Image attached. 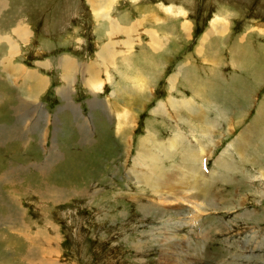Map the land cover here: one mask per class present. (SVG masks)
Instances as JSON below:
<instances>
[{
    "label": "rangeland",
    "instance_id": "rangeland-1",
    "mask_svg": "<svg viewBox=\"0 0 264 264\" xmlns=\"http://www.w3.org/2000/svg\"><path fill=\"white\" fill-rule=\"evenodd\" d=\"M97 10L86 0H0V174L12 170L14 187L0 185V264H13L10 252L15 264H264V0H115L109 22ZM222 18L227 27L210 36ZM112 21L146 31L120 47ZM9 38L13 63L44 78L43 91L9 79ZM119 47L108 69L95 67L102 88H89L86 66ZM65 58L74 64L64 73ZM148 133L164 145L179 133L183 151L207 147L198 152L207 182L215 164L228 165L206 208L196 190L141 195L131 170ZM173 152L166 172L183 167L181 148Z\"/></svg>",
    "mask_w": 264,
    "mask_h": 264
},
{
    "label": "bare ground",
    "instance_id": "bare-ground-1",
    "mask_svg": "<svg viewBox=\"0 0 264 264\" xmlns=\"http://www.w3.org/2000/svg\"><path fill=\"white\" fill-rule=\"evenodd\" d=\"M87 2L90 4V6L94 10L98 9L97 11H99V12H102V8L106 9V11L104 13H101V15L99 13L96 15V17H99V16L106 14V16L103 17V20L108 21V22L111 21L112 18H110V14H108V10L111 7H113L115 0H87ZM164 10L168 14V16H169V14L179 15L182 13L180 11H179V13L174 12L175 10L171 7L164 8ZM155 21L160 22L161 20L157 19ZM141 25H143V23L138 25V31H136L137 30L136 25H133L132 27H127V28L121 30L120 28H118V24L113 23V21H112L110 24V27H111L112 31H115V30L117 31L118 36L115 39L116 43L120 47L125 46V47L131 48L132 46H134L135 42L140 41V39H139L140 32L146 31L145 29L144 30L142 29ZM220 25H223V27L226 25V27H227V22L224 18L214 19L212 21V27H211L212 30L210 31V36L212 35V33L216 32L218 30V27ZM226 27L223 28V30L227 29ZM139 28H141L140 31H139ZM182 29L184 32L189 33V30L191 29L190 24L183 25ZM14 32H15L17 39H19L20 41H23V42H28L27 38H28V35L30 34V32L27 29V27H23L21 24H19L14 29ZM121 33H124L127 35L125 40L120 39ZM146 33L150 37V42H149L150 46L157 48V46H156L157 42H160V39L158 38V35L156 34L157 32L155 30H153V31H149ZM207 35L204 38L205 40H207ZM7 41L9 44V56H8V58L4 59L2 66L5 69L6 73L9 75V79L12 78V76H13V79L17 78L19 80V78L21 76L22 81H20V82L22 84L26 85V83L32 82V90H34V91L42 90L43 91L47 86L46 80L44 78L42 79L41 77H39L34 72L30 73L28 71H25L24 66L23 67L16 66L13 63V58H15V56L17 54H19L18 53V46L10 38L7 39ZM109 42H110V49H113L116 47V44H115L113 39H111ZM120 47L118 50L112 51L111 55H109V57L103 56V57H101L102 58L101 61L99 59H97L100 63L96 64L94 66V68L90 69L91 67L86 66V68H87V70H86V81H87V83L86 84L89 88H93V89H101L102 88V81H99V76L95 75V71H96L95 67H98L99 72H101V73L103 71H105L106 69H108L110 64L113 63V61L117 59V56H118L119 51H120ZM104 49H108L106 45L101 50H104ZM109 53H110V51L107 50V52L105 51V52L101 53L100 55H108ZM100 55H99V58H100ZM111 57L113 58V61L109 62L107 59H109ZM63 63H64L65 68L66 67L70 68L69 71L67 70L68 72H70V70L72 68V64H74V63H72L69 60V58H65L63 60ZM78 67H80V66H78ZM75 69L77 70L78 68H75ZM17 75H20V76H17ZM69 78H70V76H68V78L66 80L68 81ZM110 78L111 77L109 75H107V80H104V81H110ZM174 81H176V79ZM171 85L173 86V81L171 82ZM19 86H20V88L22 87V85L20 83H19ZM26 89H27V87H26ZM178 104L179 103H175L173 101V99L170 100V105L177 106ZM180 104L182 106H184L186 109L190 110L192 112V114H195L197 112L195 106L189 100L181 102ZM155 113H156V115L162 116L164 114V110L160 111V109L158 108L155 110ZM203 123H205V121ZM178 136H179V133H177V135L175 137L171 138L169 140L168 144L164 145V144H160V143H155L153 135L148 133L147 138L141 140L140 149L137 153V156L133 160L134 161V163H133L134 168H137L141 172L139 171V173H138V171L135 172L134 170H131L132 175L135 176L138 183H140L141 185L142 184L145 185V188L143 189V191H141L142 196H148V194H150V196L154 195V197H157L160 192L167 189L168 191L172 190L175 194H180V192H182L184 194L187 193L189 196H191L190 198L193 199V193L192 192L194 190H196L199 194V196H197V198L203 199L202 205H204V207L206 208L207 207L206 205L210 204V202L208 203L207 201H209V200L212 201V197L209 195L210 194L209 190L212 187L213 183L211 184L210 182L214 181V180L216 181L217 179H220L218 177H222V175H223L222 172H224L223 169L225 170L226 167H228V165L227 164L223 165L221 170H220L219 166L221 163L215 164V167L217 169L218 174L217 173L209 174L210 178L209 177H207V178L210 181L207 182V180H205V178L202 177V172H201V175L198 172L202 169L201 166L200 167L198 166L199 162L202 161V158H200L201 156H199L198 152L201 153V151L205 150L207 147L201 146L199 148L200 151H198V149H196L194 152H192L191 148L189 146V149L183 151V145L178 144V138H179ZM177 147H180L182 150L181 157L184 158V162L182 163L183 167L176 168L175 171H173V172H169V171L166 172L165 170L162 169L161 165L164 164L165 161L170 162V161L174 160V158L172 157L173 153H174L173 151H175L177 149ZM225 155H226V151H224L222 153L221 158L217 159V161L223 163L225 160L224 159ZM44 172H45V170H44ZM11 173H12V170H9L6 173L4 172V173L0 174V181H1L0 185H1V183L8 182L10 193H13L14 187L10 181H7L8 180L7 178L11 175ZM197 180L199 183L202 182V184H203L202 188L199 187L201 184H199L198 186L196 185V184H198ZM182 188H184V191H180ZM44 189H45V187H44ZM197 189H199V190H197ZM59 193H60V191H59ZM180 199H183V197L181 196L179 198V200ZM194 204H195V202H194ZM202 205H201V203L200 204L198 203L196 205V209L198 212H201L204 209L202 207ZM210 206L211 205H208L209 209H210ZM145 210H148V208ZM197 215H198V213L195 212L194 213V219L198 218ZM173 229H174V227H173ZM167 230H169V229H167ZM167 240H168V238H167Z\"/></svg>",
    "mask_w": 264,
    "mask_h": 264
},
{
    "label": "crops",
    "instance_id": "crops-1",
    "mask_svg": "<svg viewBox=\"0 0 264 264\" xmlns=\"http://www.w3.org/2000/svg\"><path fill=\"white\" fill-rule=\"evenodd\" d=\"M87 1V0H86ZM16 26V25H15ZM15 28V27H14ZM13 28V29H14ZM62 61V60H61ZM61 65H62V68H63V72L65 73V67H64V64H62L61 63ZM11 254H12V256H13V264H15L16 263V257H17V254H15V253H13V252H10ZM12 261V260H11ZM11 261H9V262H11Z\"/></svg>",
    "mask_w": 264,
    "mask_h": 264
}]
</instances>
